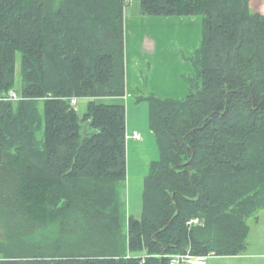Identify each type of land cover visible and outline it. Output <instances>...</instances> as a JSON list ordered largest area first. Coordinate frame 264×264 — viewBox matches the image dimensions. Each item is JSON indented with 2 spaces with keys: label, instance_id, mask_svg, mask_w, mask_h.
Listing matches in <instances>:
<instances>
[{
  "label": "trees",
  "instance_id": "16d2710c",
  "mask_svg": "<svg viewBox=\"0 0 264 264\" xmlns=\"http://www.w3.org/2000/svg\"><path fill=\"white\" fill-rule=\"evenodd\" d=\"M140 0L202 16L182 98L140 95L159 156L125 212L127 0H0V264H169L234 256L264 208V9ZM20 53L22 83L15 87ZM85 98L79 116L70 98ZM193 219L198 223L189 224Z\"/></svg>",
  "mask_w": 264,
  "mask_h": 264
},
{
  "label": "rangeland",
  "instance_id": "374dc122",
  "mask_svg": "<svg viewBox=\"0 0 264 264\" xmlns=\"http://www.w3.org/2000/svg\"><path fill=\"white\" fill-rule=\"evenodd\" d=\"M139 1L127 0L128 5L124 11L125 22L127 25L135 22V26L140 20L145 23L143 27L145 30L153 33V38L157 42V54L147 53L144 59L141 58L143 65H140V67L137 64H135L136 67L134 65L131 67L128 63L126 71L125 64V73L128 75L125 96L102 97L98 99L106 103H122L126 108L127 173L126 180L120 187V194L125 212L135 218H139L141 215V194L144 177L148 174L151 161L157 160L159 156L157 143L149 126L148 103L146 100H139L138 96L147 95L150 92H155L157 96L162 98H182L187 95L189 90L185 78L194 74L190 57H192L199 46L202 32V16H189V18L196 19L198 32H196L194 26L192 32L184 36L185 39H182L180 35L177 37L176 25L174 23L165 24L162 21H152L163 20L165 17L141 14ZM259 3L262 4L260 8L264 9V0L253 2L252 9L258 8ZM139 16H145L140 18L146 19H139L137 21ZM133 32H135V27L133 28ZM177 39L184 41L181 59L177 55V51L181 48V44L177 45ZM192 42L193 46L191 50H187V44ZM137 44L135 46L133 39H129V44L127 45L129 52L132 53L134 49L137 50ZM21 83L20 53L17 52L15 60V87L19 89ZM86 103L87 100L85 98L77 99L75 109L79 116L85 112ZM133 131L139 132L141 137L139 139L133 138ZM258 219V221H255L254 217L248 219L250 231L247 238V247L241 253V258L230 259L212 256L206 262L208 263L211 259L217 257L221 258L217 264H264V213H260ZM253 255H256V257H252Z\"/></svg>",
  "mask_w": 264,
  "mask_h": 264
},
{
  "label": "crops",
  "instance_id": "0c3cea01",
  "mask_svg": "<svg viewBox=\"0 0 264 264\" xmlns=\"http://www.w3.org/2000/svg\"><path fill=\"white\" fill-rule=\"evenodd\" d=\"M140 17H145V16H139V19H146V18H140ZM165 17L163 20H152V21H162L165 24H172L174 23L176 25V35L177 37L180 35L182 36V39H185L184 36L188 35L189 32H192V29L195 26V30L196 32H198V24H196V19L194 18H189V16H184V17H178V16H163ZM169 17V18H168ZM177 17V18H176ZM143 25L145 26V23H143L141 20L136 24L135 26V22L130 23L129 25H127V23L125 22L124 19V51H125V64H126V71H127V64L129 63L131 65V67H133V65L135 66V64H137V66L140 67V65L142 66L143 63L141 62V58H145L147 53H151L153 55L157 54V42L154 40L153 38V33L149 30H145V28L143 27ZM135 27V32H133V28ZM129 39H133V41L135 42V46L137 44V40H138V44H137V50L134 49L131 52H129L127 45L129 44ZM184 41H182L181 39H177V45L181 44V48H179V50L177 51V55H179V58L181 59V55L183 56V50H184ZM192 43L187 44V50H191L192 48ZM136 67V66H135ZM137 67V68H139ZM125 85H126V89H127V85H128V75L125 73ZM127 91V90H126ZM125 91V94H126ZM150 94H153L155 96L156 93H152L150 92ZM159 97V96H157ZM162 98V97H159ZM165 98H171V97H165ZM135 132V131H133ZM260 213H264V208L259 210L257 212V216L254 218L255 221H258V217L260 216ZM242 254H238V255H234V256H229V257H224V256H218L221 258H241ZM252 257H256V255H253ZM249 257V258H252ZM221 258H213L211 259L208 263L206 262L205 264H217ZM208 261V260H207ZM248 263V262H247Z\"/></svg>",
  "mask_w": 264,
  "mask_h": 264
},
{
  "label": "built area",
  "instance_id": "2783aa9c",
  "mask_svg": "<svg viewBox=\"0 0 264 264\" xmlns=\"http://www.w3.org/2000/svg\"><path fill=\"white\" fill-rule=\"evenodd\" d=\"M0 98L5 99V100H17L20 97L18 96V94L15 91H10L7 96L3 95ZM70 103L72 106L75 107L76 103H77V98L76 97H71L70 98ZM132 137L135 139H139L141 137V134L139 132H133ZM198 219H193L190 220L188 223L189 224H195L198 223ZM215 255H208V256H196V255H192L189 253V251L185 252V253H178V254H173L169 256V264H183V263H187V264H205L206 260L209 257H212Z\"/></svg>",
  "mask_w": 264,
  "mask_h": 264
}]
</instances>
